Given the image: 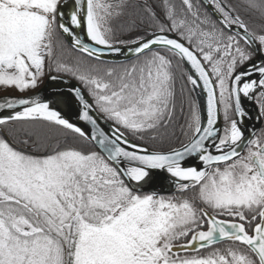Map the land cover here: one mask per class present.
Returning <instances> with one entry per match:
<instances>
[{
	"label": "snow or ice",
	"instance_id": "snow-or-ice-1",
	"mask_svg": "<svg viewBox=\"0 0 264 264\" xmlns=\"http://www.w3.org/2000/svg\"><path fill=\"white\" fill-rule=\"evenodd\" d=\"M238 2L247 18L233 0H209L214 21L194 0H160L159 11L143 0H72L67 13L61 0H0V88L21 94L36 88L55 60L58 33L98 61L103 49L120 51L113 21L125 30L152 28L131 41V65L56 63V71L72 73L88 89L92 103L80 88L72 91L80 118L97 125L96 133L63 118L52 101H0V264H264V134L245 140L240 126L242 96L264 115V60L248 63L250 48L264 51V0ZM253 17L259 30L249 23ZM81 28L103 48L81 41ZM174 61L192 70L183 77L189 91H206V117L191 103L182 147L150 152L125 131L144 139L172 126ZM93 111L112 121L111 135ZM40 124L94 141L100 151L18 150L10 138L36 143L45 136ZM191 157L200 169L184 166ZM149 169L166 171L179 191L197 196L175 200L125 183L139 185ZM222 241L226 247H214Z\"/></svg>",
	"mask_w": 264,
	"mask_h": 264
},
{
	"label": "trees",
	"instance_id": "trees-1",
	"mask_svg": "<svg viewBox=\"0 0 264 264\" xmlns=\"http://www.w3.org/2000/svg\"><path fill=\"white\" fill-rule=\"evenodd\" d=\"M143 2H147L156 8L157 11L160 10V0H143ZM194 2L201 6V11L206 12L214 21L216 20L212 14L208 11V9L201 3L200 0H194ZM234 3L237 4V7L240 8V14L242 18H247L249 15L243 7H240L238 0H233ZM175 3L179 5L180 0H175ZM258 19L257 17H253V20H250L249 23L253 24V26L257 27L259 30V25L254 23V21ZM113 28L115 30L114 36V44L116 45H124L131 43L133 39L137 36L143 35L146 31H151V25L144 24L139 28L133 30H125L120 26L119 21H113ZM116 41H126L127 43H119ZM63 44V50L60 49L59 45ZM250 51V49H249ZM137 60L134 59L132 61L126 63H108L103 61H96L94 59L88 58L84 53L78 52L71 48L66 42L65 38L62 34L58 33L57 36V47L55 48V60L50 62L44 72V77L47 78L51 74L56 75H64L81 85V87L85 90V92L89 95L88 89L74 76L72 73L68 71H56V63L63 62L65 65L71 67L77 62H82L84 64L89 63H98L102 67H120L131 65L135 63ZM173 68L175 72V90L177 93L176 96V113L175 118L173 120L172 126L167 129H162L158 133H154L153 136H145L144 139H140L139 134H133L125 131V134L134 142L147 147L152 151L157 152H166L173 149H177L182 147V145L187 141V137L184 136L181 132V127L185 124L188 119L189 106L191 103H194L197 106L196 98L193 90L191 89V85L185 86V80L183 79L184 75L188 74L183 63L177 64L175 61L173 62ZM43 85V81L37 84V87L34 89H30V91H26L24 94L33 93L37 89H39ZM183 88V92L181 89ZM92 100V97L89 95ZM93 102V101H92ZM103 117L104 115L99 112ZM112 122V121H110ZM17 127H21V125H17ZM36 127L43 130L45 133L44 138L38 139L36 143H29L27 145L22 144L18 139L11 137L12 143L17 147L18 150L24 151L33 155H44L50 152L51 150L57 147H74L83 151H97L96 148L88 141L83 138H79L76 134L71 133L69 130H64L60 126L47 127L45 125H37ZM121 131H124L121 129ZM98 152V151H97ZM166 198H173L175 200L182 199H191L197 196V193L194 190H188L187 192L177 191L172 195H162ZM224 219H228V217H223ZM226 244L217 245L214 247H226ZM204 252L210 251V249H204ZM188 255H195L196 253H187ZM181 255H185V253H181Z\"/></svg>",
	"mask_w": 264,
	"mask_h": 264
},
{
	"label": "water",
	"instance_id": "water-1",
	"mask_svg": "<svg viewBox=\"0 0 264 264\" xmlns=\"http://www.w3.org/2000/svg\"><path fill=\"white\" fill-rule=\"evenodd\" d=\"M201 3L208 9V11L212 14V16L216 19V16L213 15L212 9L208 7L209 0H200ZM61 5L64 6V11L67 13L69 9L72 7V0H62ZM65 22H67V15L64 17ZM59 21V18H58ZM76 32L79 34V38L81 41H83L85 44L93 46V47H99L103 48V46H97L94 45L87 37L85 33V29H77ZM65 38L68 45L76 50L75 45L72 43L71 39L65 35L62 34ZM174 35V34H170ZM116 48H118L120 51H109L107 49H103V54L99 55V61L108 62V63H126L129 61H132L137 58L136 54L132 51L136 45L133 43H128L124 45H116L114 44ZM253 50V49H252ZM77 51V50H76ZM256 54L255 60L250 62L249 64L255 62L260 63L262 60H264V55L262 54V51H255ZM79 52V51H78ZM82 53V52H81ZM188 74H191L192 70L190 69L189 65L186 63H183ZM247 65H245L246 67ZM244 68H240L239 71H243ZM73 88H80L82 94L84 95L85 99L92 103L91 98L89 95L85 92V90L81 87L79 83H77L75 80L64 76V75H56L51 74L49 75L43 85L30 94L22 95L24 97H31L33 99H39L41 101H52V106L59 110L62 117L67 119L69 122L73 123L75 126L80 127L82 130H84L86 133H96L97 132V125H92L80 118L82 115L83 107L82 104L79 102L78 98H75V94L72 91ZM197 107L200 110L202 121L206 117V91L202 89L201 87H197L193 89ZM21 95H0V101H3L7 98L12 97H20ZM241 106L243 110L246 113V116L243 118L240 126L242 130L244 131L245 140L249 139L253 133H257L259 130V126L262 122V116L258 114L259 120L258 123L254 122V116L257 113V109L255 106V102L248 100L246 97H241ZM4 115L7 113L4 112ZM93 115L98 122L99 129H102L105 133L111 135L112 129L114 127L113 123L109 120H106L105 117H103L99 111H93L90 113ZM220 127H223V121H222V114H220V120L219 125ZM131 143L138 144L131 140L129 137H127ZM99 152V147L95 144L94 141L88 140ZM140 145V144H139ZM143 146V145H141ZM145 147V146H143ZM147 148V147H146ZM181 148V147H180ZM178 149V148H177ZM150 152H157V151H151ZM171 151V150H170ZM161 152V153H167ZM125 165H122L121 167H124ZM184 166H191L196 167L200 169L202 167V162L197 160L195 157L186 158L184 161ZM149 175L143 180L139 182V185H136L135 182L129 181L127 178H125V183L130 184L132 186L138 187L139 191H142L144 193L149 194H157V195H172L175 194L178 189L176 186L175 178L170 177V175L163 170H148ZM223 242V241H222Z\"/></svg>",
	"mask_w": 264,
	"mask_h": 264
},
{
	"label": "flooded vegetation",
	"instance_id": "flooded-vegetation-1",
	"mask_svg": "<svg viewBox=\"0 0 264 264\" xmlns=\"http://www.w3.org/2000/svg\"><path fill=\"white\" fill-rule=\"evenodd\" d=\"M250 51L252 52V60L251 61H249L248 63H250V62H252L253 60H255V58H256V54L254 53V51L250 48ZM262 54L264 55V51H262ZM242 68V67H241ZM240 68H238L237 69V71L239 70ZM255 106H256V109H257V113H256V115L254 116V122L255 123H258V120H259V117H258V114L259 115H261L262 116V114L260 113V110H259V106L255 103ZM234 118H236L235 116H234ZM263 125H264V115L262 116V122H261V124H260V126H259V130L257 131V133H256V136H259V133L262 131V127H263ZM264 131V130H263ZM262 131V132H263ZM227 242H221L220 244H218V245H223V244H226ZM215 246H217V245H215Z\"/></svg>",
	"mask_w": 264,
	"mask_h": 264
},
{
	"label": "rangeland",
	"instance_id": "rangeland-1",
	"mask_svg": "<svg viewBox=\"0 0 264 264\" xmlns=\"http://www.w3.org/2000/svg\"><path fill=\"white\" fill-rule=\"evenodd\" d=\"M62 1V0H61ZM44 76H42L40 79H39V81H38V83H40V82H42L43 81V83L45 82V80H46V78H43ZM28 91H30V89L28 90ZM27 94H29V93H27ZM0 95H17V96H19V95H25L24 93L23 94H21V93H19V92H17V91H15V90H13V89H3V88H0ZM222 114V113H221ZM263 116V115H262ZM232 118H234V116L232 117ZM222 121H223V126H224V120H223V115H222ZM264 130V125H263V127H262V131ZM260 132L259 133V136L261 135V134H264V131L263 132ZM126 135V134H125ZM127 136V135H126ZM128 137V136H127ZM150 150V149H149ZM152 151V150H151Z\"/></svg>",
	"mask_w": 264,
	"mask_h": 264
}]
</instances>
